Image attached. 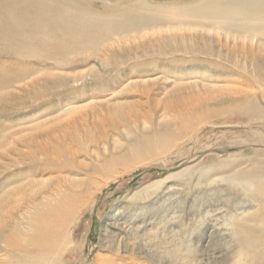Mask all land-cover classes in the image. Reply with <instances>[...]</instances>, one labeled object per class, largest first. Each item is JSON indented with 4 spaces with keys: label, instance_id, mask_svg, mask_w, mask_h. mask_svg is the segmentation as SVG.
<instances>
[{
    "label": "rangeland",
    "instance_id": "rangeland-1",
    "mask_svg": "<svg viewBox=\"0 0 264 264\" xmlns=\"http://www.w3.org/2000/svg\"><path fill=\"white\" fill-rule=\"evenodd\" d=\"M68 1L123 20L141 0ZM64 8L55 0H0V264H21L16 252L66 236L41 232L58 200L73 206L48 217L56 227L65 220L70 229L81 209L73 228L81 248L70 263L111 257L99 244L114 223V253L128 242L166 257L164 264H264L262 74L241 57L238 67L162 44L173 34L231 45L234 38L197 23H154L142 38L102 42L87 35L115 25L72 16L66 23ZM112 44L121 53L108 51ZM204 164L211 166L205 175L189 170ZM241 171L260 177L249 183L237 178ZM80 180L91 184L92 200Z\"/></svg>",
    "mask_w": 264,
    "mask_h": 264
},
{
    "label": "bare ground",
    "instance_id": "bare-ground-1",
    "mask_svg": "<svg viewBox=\"0 0 264 264\" xmlns=\"http://www.w3.org/2000/svg\"><path fill=\"white\" fill-rule=\"evenodd\" d=\"M55 1L61 3L63 5V8L65 7L63 9V14H61V16L64 19L62 18L61 19L66 21V23L69 21V19L73 17L72 20H74L75 23H106L107 25H115L114 28L112 29H110V27H108L109 29L107 30L105 29V27L101 28L104 30V31H101L102 33L101 32L98 34L91 33L87 35L89 38L99 37L98 40L99 41L102 40V42L107 41L109 43V41H113V38H115L116 40H118L120 44H123L124 42L123 38L128 37L129 39H131V36H130L131 33H134L136 34V36L141 37L142 35L139 34L141 29L143 27H148L149 25L154 24V23L156 24L158 23H179L180 25H184L186 23H190V24L197 23L202 26H207V28L209 29H217L220 31H224V33L228 37L234 38L235 42L232 40L233 41L232 45L229 44V41L227 38L224 41L223 39H220V38L218 39L213 38L209 42H207L208 39L206 38L205 35H204L205 37L202 36V34L195 35L197 37L192 38V39L188 38L189 35L187 34H184L185 36H182V35L177 36L173 34L169 37H165L164 39L165 42H163L162 44H165V47H164L165 49L166 48L167 49H177L178 48L188 53L210 55L212 57H220V58L227 59V60L233 59L232 62L236 60L237 62H234L235 63L234 65L238 67H240L241 65V64L239 65V62H238L239 57H241L242 59L244 58L245 61L247 62L249 61L251 63L252 69L255 73L262 74V79L264 81V38H263L264 37V0H196V1H191L189 3H184L181 5H178V4L167 5L166 4L164 6H160L159 4H154L156 6H153L151 3H148L146 0H141L140 4L135 9H130L129 11H125L124 13H122V15H125V16L128 15L131 17L132 15L133 18L131 17L130 19H123V20L122 19L120 20L112 15L103 16V15H95L92 13H87L84 10L77 11L75 8V5L71 1H68V0H55ZM141 7H143V9ZM9 11L11 10L9 9ZM161 11H168L169 15L150 16L149 14V12L155 13V12H161ZM239 38H242L245 40L248 39V42L250 41V43L243 42V44L240 45L237 40ZM94 42H95V39H94ZM118 48L119 49H116V45L114 46V44H112V46L110 47H107L108 51L113 52L114 54L121 53L120 51L121 47H118ZM243 66L246 67V63L243 64ZM93 71L94 70H92V72ZM97 77L98 76L96 75L94 76V78H97ZM243 94H244V91L240 92L238 94V98H241ZM246 101L249 104H253V103L255 104V102L252 99L250 101L249 99ZM238 106H241V107L243 106L244 108H246L245 103L238 104ZM161 138H163V140L162 139L161 140L164 142H168L170 140L169 137L164 138V134L161 136ZM189 170L193 172L195 171L194 173L201 172L202 174L205 175V173L207 174V172L211 170V166L204 164L203 166H200L195 169L192 168ZM255 173H258V174L254 175ZM262 173H264V171ZM236 176L237 178H242V179L247 178L246 179L247 182L250 183V182L256 181V179H253V178L250 179L249 177H252V176L260 177V171L253 172V173L248 172V171H241L238 174H236ZM76 184L78 185L79 191L82 188L83 189L86 188L87 189L85 190L86 195L87 196L90 195L89 198H91V200L93 199L94 195H92V193L90 192V189L92 186L90 187L91 184L90 183L88 184L87 180L77 181ZM72 206L73 205H70V206L67 205L62 200H58L56 201L53 207H48V210L44 212L45 221L44 220L42 221L43 223V227L41 228L42 234L45 236L49 234H55L59 231L60 232L63 231L62 233L66 232V236L63 237L62 240H59L58 243L54 246H51L48 243L46 245H43L45 247L37 248V247L31 246V248H29L28 250L26 249V250L16 252L15 254L16 258L21 264H75L74 262L70 263V259H71L70 254L73 251V248H74V251L77 248H81V241L79 240V242H76L75 238L73 237V231H74L73 228H76V226H78L77 225L79 221L78 218H79L81 209H79L78 213H76L77 216L75 215V217L73 218L72 222L74 225H72L70 229L68 226V221L64 220L60 226L56 227L53 224H51L50 221L47 220L48 217L53 219L55 216H59L61 213L70 212ZM105 226H106L105 232L101 234V237H100L99 249L101 251L107 252V254H111L112 256L109 257V256L102 255L100 256L101 258H99V261L96 263L98 264H151V263L152 264H164V262L167 261L166 257H162L158 259L154 255H151L150 253L146 252L143 248H138V249L136 248L134 249V247L129 248L128 242H125V246H123V248L121 247L122 249L121 254H118V252L114 253L116 251H114L112 245H110L111 243L110 237L114 235L112 234L113 233L112 227L114 226V223H107ZM33 248H35V251L31 250ZM134 257H137L138 260L136 259L133 260ZM140 259H143V260H140ZM73 260L74 259H72V261Z\"/></svg>",
    "mask_w": 264,
    "mask_h": 264
}]
</instances>
